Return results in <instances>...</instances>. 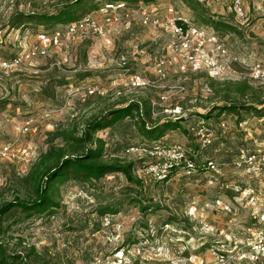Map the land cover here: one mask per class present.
<instances>
[{"label":"rangeland","instance_id":"rangeland-1","mask_svg":"<svg viewBox=\"0 0 264 264\" xmlns=\"http://www.w3.org/2000/svg\"><path fill=\"white\" fill-rule=\"evenodd\" d=\"M71 1L74 0H0V57L8 59L24 53L46 31L65 32L66 26L39 24L29 18L50 14L57 6ZM101 2H90L94 5L90 16L102 24L104 35L64 33L62 45L49 49L45 56L17 71L0 69V147L10 143L18 155L17 159L0 160V203L28 196L24 178L53 144L55 131L81 127L92 116L123 102H151L153 121L175 120L182 115L186 120L181 128L170 132L161 143H179L192 153L198 143L185 130L210 114L205 121L216 129V140L195 155L199 162L213 159L219 171L190 178L177 175L165 183L144 180L143 192L155 208L147 215L129 204L115 216L99 218L95 213L98 206L113 203L115 196L119 197L127 185L121 175L109 176L90 188L69 182L60 187V208L53 215L35 216L23 222L6 220L8 231L1 241L11 255L24 258L23 264H264L248 258L247 227L251 217L246 208L251 191L264 197V179L233 166L241 148L264 151V123L260 116L245 111L239 117L211 112L223 98L218 94L222 87L203 74L170 72L168 98L163 102L162 89L123 88V81L130 75L154 77L155 58L166 35L162 30L143 26L137 15L126 21L117 13L113 14L114 22H107L98 12ZM198 2L200 6L194 8L182 0H155L130 6L134 10L139 6L157 8L164 18L173 10L176 16L225 38L228 48L244 64H264L262 1L246 0L247 14L242 19L233 14L232 0ZM218 22L231 24L236 32L216 31L214 25ZM236 69L241 72L240 80L229 82H247L259 91L247 97L234 94L231 98L240 105L264 101V84L251 83L244 68ZM180 85L184 91H178ZM29 120L33 128L24 133L22 126ZM222 122L227 126L225 134L219 130ZM99 136L108 144V161L145 159L139 153L128 154L124 150L125 143H141L130 121ZM54 144L61 141L57 139ZM20 217L17 214L16 218Z\"/></svg>","mask_w":264,"mask_h":264},{"label":"built area","instance_id":"built-area-1","mask_svg":"<svg viewBox=\"0 0 264 264\" xmlns=\"http://www.w3.org/2000/svg\"><path fill=\"white\" fill-rule=\"evenodd\" d=\"M260 1L264 3V0ZM245 5L246 0H232L231 10L237 18L242 19L246 16ZM135 10L126 3H106L98 10L109 23L114 22L113 14L121 13L122 19L126 21L137 15L143 26L162 30L166 35V40L160 45L155 58L154 77L130 75L123 81V88L134 91L162 89L160 100L163 102L168 98L167 80L172 71L182 75L204 74L210 79L225 82L240 80L241 72L236 69L238 67L247 71L246 78L251 83L264 84V64L259 62L244 64L241 58L228 48L225 38L220 37L215 31L198 27L187 19L176 16L173 10L165 18L160 16L157 8L147 10L139 6L138 10ZM83 32L101 36L104 35V28L94 17L88 15L78 22L67 25L65 32L54 30L52 33H42L38 36V42L24 53L8 59L0 57V69L5 72L17 71L35 58L45 56L49 49L61 46L65 34L75 36ZM141 53L145 54V51L141 50ZM125 72L130 73V70L126 69ZM177 89L180 92L185 88L180 85ZM118 93L121 95V91ZM260 122L264 123V117ZM243 124L245 123L240 125ZM32 128V120H29L23 124L22 131L27 133ZM219 130L222 134L226 133L225 122L219 125ZM189 131L201 150L209 148L216 140V129L205 119H200ZM127 153H139L147 159L144 166L137 171L139 178L143 180L165 183L170 180L173 171L188 178L198 172L197 156L179 143L133 147L129 148ZM17 157L12 144L0 147L1 161ZM233 166L238 171L264 179V151L251 152L241 148L233 159ZM205 169L207 172H218L219 166L215 161L209 160L206 161ZM246 208L249 209L251 217V224L247 227L248 258L252 261H264V197L257 196L251 191L246 200Z\"/></svg>","mask_w":264,"mask_h":264},{"label":"trees","instance_id":"trees-1","mask_svg":"<svg viewBox=\"0 0 264 264\" xmlns=\"http://www.w3.org/2000/svg\"><path fill=\"white\" fill-rule=\"evenodd\" d=\"M91 1L94 0H74L63 6H57L50 14L30 16L29 19L38 21L39 24L65 27L90 15L91 10L94 9ZM154 1L102 0L101 4L126 3L132 5V3H153ZM182 1L192 8L200 6L198 0ZM214 28L216 31L223 30L226 33L236 32L235 27L229 23L218 22ZM53 31L46 32L52 33ZM210 80L222 87L218 90V94L223 95L222 100L211 112H227L239 117L240 112L245 111L253 112L260 118L264 117V101L257 104L253 102L240 105L231 98V95L234 94L247 97L251 92L259 90H255L247 82H215L213 79ZM152 117L151 102H123L119 106L92 116L81 127L76 126L72 129L55 131L52 134L53 144L45 153L41 154L24 178L28 185V196L0 203V264H12L14 261L23 264L24 260L19 254L11 255L1 241L8 231V227H5L6 220L14 218L18 222H23L35 216L53 215L60 208V187L69 182H75L83 188H90L109 176L121 175L125 178L127 185L119 197L115 196L113 203L100 205L96 209L95 213L99 218L117 215L119 209L125 204L134 205L142 215H147L154 210V206L143 192L144 180L137 175V171L144 166L147 159L126 162L116 158L113 161H108V144L99 136V133L103 131L117 128L118 125L130 121L141 143L137 145L125 143L124 150L140 146H153L161 144V140L170 132L179 130L181 123L186 120L182 115L175 120L165 119L163 121L161 119L153 121ZM209 118L210 114H207L205 119ZM244 122L246 120L240 124ZM185 133L194 138L189 130H185ZM57 139L61 141V144H54ZM193 151H195L194 154L199 155L202 150L198 146ZM209 160L213 159L206 161ZM196 161L198 164L197 174L207 173L206 161L199 162L198 159ZM177 175H179L178 172L173 171L170 180ZM17 214L21 217L16 218ZM22 217L23 219H21Z\"/></svg>","mask_w":264,"mask_h":264}]
</instances>
